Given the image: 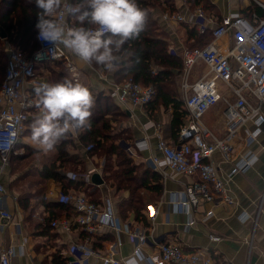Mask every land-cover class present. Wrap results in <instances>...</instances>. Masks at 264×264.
<instances>
[{
	"label": "built area",
	"instance_id": "obj_1",
	"mask_svg": "<svg viewBox=\"0 0 264 264\" xmlns=\"http://www.w3.org/2000/svg\"><path fill=\"white\" fill-rule=\"evenodd\" d=\"M264 9V0H240ZM79 0H64L62 7L52 16L54 20L70 28L69 17L79 12ZM184 10L177 13H165L162 20L175 27L181 23L196 27L200 33L211 28L213 40L203 48L185 49L183 52L184 66L176 74V94L185 101L189 111V122L180 132V144L171 145L163 137H159L157 149L160 155L150 156V165L162 176V180L175 179L182 175L198 177L199 180L189 184L183 199L176 204L181 209L197 206L200 201H218L225 205H233L235 198L229 193L228 182L219 174L211 161L214 152L220 151L227 159L235 152V141L239 129L248 121H253L256 129L249 132L247 141L252 143L262 132L264 124V17L254 14L252 19L242 13H233L219 18L208 14L204 7L194 10L186 4ZM95 27H93L94 29ZM38 32L36 34L37 39ZM39 48L32 54L7 46L8 64L5 78L0 89V230L12 219L13 215L4 206L8 195L3 177L10 163V157L27 129V122L38 107V97L34 88L42 81L39 78L40 69L55 65L60 60L67 61L71 78L75 83L81 81V71L72 62L71 57L61 45H53L38 40ZM171 53L176 51L171 47ZM204 66L203 75L193 80L197 66ZM99 78L109 85L108 94L121 104L124 109L145 108L155 97L153 85L145 87L132 79L116 82L110 79L112 68H93ZM153 73L158 71L152 66ZM230 95L236 100L232 103ZM255 101V102H254ZM223 102L226 105V132L219 137L203 123L204 115L214 106ZM147 133V132H146ZM150 136L135 141L126 150L130 155L149 149ZM249 144V145H250ZM257 157L249 150L239 164L236 165L231 177L247 167L253 166ZM94 169L90 170L93 172ZM66 177L74 179L73 172H67ZM88 176L85 182H88ZM60 202L70 203L75 215L56 219L52 228L71 234L73 228L84 232L85 240L72 246L71 252L75 261L69 264H89L90 258L98 256L91 243L104 229L120 233L125 227L115 213L110 202L101 204L90 199L85 193H62ZM264 207L260 208V212ZM259 212V213H260ZM213 211L206 213L207 220L213 216ZM159 215V208L149 204L145 216L150 224H154ZM196 222L190 221L193 225ZM127 232L134 243L132 255L118 259L114 252H109L101 259L103 264H219L208 250L185 253L183 247L176 241H164L158 244L157 250L146 256L143 247L148 242L149 230L140 225L127 227ZM210 240L217 243L222 237L211 234ZM118 242L115 246H121ZM115 248V247H114ZM17 256L14 247L0 251V264H12Z\"/></svg>",
	"mask_w": 264,
	"mask_h": 264
},
{
	"label": "crops",
	"instance_id": "obj_2",
	"mask_svg": "<svg viewBox=\"0 0 264 264\" xmlns=\"http://www.w3.org/2000/svg\"><path fill=\"white\" fill-rule=\"evenodd\" d=\"M211 1L219 10L220 18L233 13L243 14V11H247L250 7L248 3L240 0ZM178 3L181 6L184 2L178 0ZM160 14L154 12V15L158 18H161ZM68 20L70 28H74V17H69ZM166 26L171 33V47L183 49L184 29ZM61 46L64 48L63 45ZM64 50L81 71L80 84L86 85L92 96L97 95L99 92L108 94L109 85L99 78L97 72L93 69L95 67L79 60L68 49L64 48ZM100 68L98 69L101 71ZM44 69H40L41 72ZM195 71L196 75L194 74L195 78L193 80L200 78L205 72V68L200 65L197 66ZM109 77L113 79L112 76ZM229 99L234 102L236 97L230 95ZM225 109L226 105L221 102L212 107L203 117V123L219 137L223 136L227 129ZM36 110H40L38 114L42 112L40 107H37ZM126 113L128 115L126 127L131 128L134 140L132 142L122 141L120 145L133 146L135 141L148 134L150 136V148L145 151H138L137 154L131 155V157L136 164H143L155 171L150 165L149 159L152 154L160 155L157 149L159 137H163L171 145L181 143L180 139L177 143H174L172 139L168 138L167 129L172 118V110H161L158 117H152L146 107L126 109ZM254 129H256V126L253 121H248L239 129L235 141V152L231 158L227 159L220 151L214 152L211 157L218 174L228 182L229 193L235 198L233 205L202 199L197 206L191 205L189 209H181L176 202L183 199L189 184L198 181L199 178L179 175L175 179L162 180L163 192L161 197H157L155 202L149 203L159 208L158 218L153 225L149 221L138 220L133 212L128 213L126 219L121 216L120 204L129 197V192L118 191L107 182L102 170L106 163L105 157H88L84 154L86 165L84 176H88L89 181L85 182V186L81 189L71 188L67 193L83 192L90 199L101 204L110 202L116 215L125 226L118 234L104 229L102 233L97 235L101 239L99 243H96L98 238H95L97 236L94 237L91 246L98 253V256L93 255L89 260V264H103L101 258L109 252H114L115 257L118 259L132 255L135 246L127 232V227H134L135 225L145 227L147 232L150 231L148 242L143 247V253L146 256L153 254L159 243L176 241L183 247L185 253L208 250L219 264H264V211L260 212V208L264 207V124L261 125V134L250 144L247 137L249 132ZM80 131H73L71 133L72 137L76 138ZM34 148L39 149L38 147ZM249 150L257 157L256 163L231 177L233 168L239 164ZM78 152L72 150V153ZM92 169L94 171L90 172ZM9 170L8 166L3 177L6 187L15 178V176L9 177ZM95 174L100 175L103 180L102 184L94 183ZM48 186L47 201L50 203L59 202L60 196L65 193L62 185L50 181ZM18 193L14 192L11 195L8 192L4 200V206L10 210L13 219L0 230V251L9 247H14L17 250V256L13 259L12 264H54L53 258L56 253L67 260L66 264L75 261L71 248L75 244L84 242V232L74 227L71 234L55 229L58 235L54 239L37 235L35 225L30 227V221L26 220L27 211L18 205ZM39 210L41 220L38 222H42L44 218L42 215H46V211L43 206ZM145 210L143 215H145ZM208 211H213L214 214L209 219L204 220ZM73 215H75V211L64 217H72ZM64 217H56L54 220ZM193 220L196 223L189 226L188 224ZM211 234L222 237V240L217 243L211 241L209 237ZM118 242H121L122 245L115 246ZM140 264L147 263L142 262Z\"/></svg>",
	"mask_w": 264,
	"mask_h": 264
},
{
	"label": "trees",
	"instance_id": "obj_3",
	"mask_svg": "<svg viewBox=\"0 0 264 264\" xmlns=\"http://www.w3.org/2000/svg\"><path fill=\"white\" fill-rule=\"evenodd\" d=\"M72 2L75 4L74 0ZM137 2L147 14L144 30L138 38L127 41L116 53L118 60L110 76L116 82L132 79L145 87L153 85L156 94L146 108L152 117H158L161 110H172L167 133L168 138L177 143L181 130L189 122V111L185 101L177 97L173 77L183 69L184 50L205 47L212 42L213 33L211 28L200 33L196 27H189L185 23L175 26L184 29V47L175 49L176 53L172 54L171 33L162 20V15L182 12L184 10L182 7L186 4L191 10L202 5L210 15L219 17L220 13L211 0H183L181 6L178 0H137ZM77 4L79 12L74 16L73 26L96 27L88 24L87 21L83 24L79 21L78 17L85 10L86 4L84 0H79ZM39 11L34 0H0V76L2 74L0 89L8 64L7 46L28 54L39 48L36 39L38 31L35 27ZM154 12L161 13V18L156 17ZM254 14L264 17V9L253 4L247 11H243V15L249 19H252ZM2 33L5 34L4 38L1 36ZM89 64L95 68L104 67L95 62ZM56 65L60 66L59 71L53 72L54 81L52 83L50 79V84L62 83L65 80L73 82L68 72L67 61L60 60ZM152 66L158 68L156 73H153ZM93 100L90 127L81 129L76 138L70 133L48 152L24 145L26 153L13 152L10 157L9 171L11 176H15L11 184L18 186L27 184V189L23 187V191L18 193V205L29 213L27 216L29 219L42 206L46 211L42 222L34 224L37 235L54 239L58 235L51 225L54 219L71 215L75 211L70 203L60 201L50 203L46 199V192L50 181L60 183L65 193L71 188L79 190L84 187L86 184L84 154L88 157H105L106 163L102 170L107 182L118 191L129 192V197L120 204L123 218L126 219L128 213L133 212L138 220L147 221L143 211L150 202H155V198L162 195L163 183L160 174L143 164H136L128 151L122 149L120 145L122 141L134 140L131 128L126 127L128 122L126 109L104 92L94 95ZM41 113L28 120L26 130ZM72 150L77 152L80 150V152L72 153ZM68 171L74 173V179L66 177ZM95 239H97L96 243L101 241L99 236ZM53 262L66 264L67 260L56 253Z\"/></svg>",
	"mask_w": 264,
	"mask_h": 264
},
{
	"label": "clouds",
	"instance_id": "obj_4",
	"mask_svg": "<svg viewBox=\"0 0 264 264\" xmlns=\"http://www.w3.org/2000/svg\"><path fill=\"white\" fill-rule=\"evenodd\" d=\"M40 11L35 25L37 39L53 45H63L79 60L112 68L116 53L129 40L140 36L145 27L146 12L137 0H84L85 10L78 19L93 28H65L51 19L63 5V0H34ZM42 113L31 125V140L44 152L53 150L73 131L90 127L94 104L89 88L65 80L43 83L35 89Z\"/></svg>",
	"mask_w": 264,
	"mask_h": 264
},
{
	"label": "rangeland",
	"instance_id": "obj_5",
	"mask_svg": "<svg viewBox=\"0 0 264 264\" xmlns=\"http://www.w3.org/2000/svg\"><path fill=\"white\" fill-rule=\"evenodd\" d=\"M5 51V50H4ZM59 67L60 66H58V65H49V66H47L45 69H44V71L43 72H41V70L39 71V78H40V80L42 81V83H48V84H50V79L52 80V83H53V81H54V75L55 74H53V72L54 71H56V73L59 71ZM197 69V68H196ZM195 69V70H196ZM69 72V71H68ZM196 73V71H194V74ZM70 74V73H69ZM198 74H200V73H198ZM196 75V74H195ZM1 76H2V74H1ZM0 76V77H1ZM70 76H71V74H70ZM176 76V75H175ZM175 76L173 77V85H174V88H175V90H176V83H174V79H175ZM176 77H178V76H176ZM192 78H195L194 77V75H193V77ZM0 79H2V78H0ZM82 79H83V76H82ZM3 83V82H2ZM73 83H75L74 81H73ZM84 84H85V82H84ZM86 86V85H85ZM232 102H233V100H231ZM38 103H39V98H38ZM38 111H40V110H35V112H34V114L32 115V117L31 118H35L37 115H38ZM31 125H32V123H30L29 124V128H28V130H26L27 132L26 133H24L23 134V137H22V139H21V141H20V144L18 145V147L17 148H15V151H14V153L16 154V153H20V154H23V153H26V148H23V146L24 145H26V146H28V145H30V146H32V147H37L33 142H32V140H31ZM122 147V149H126V146H124V145H122L121 146ZM11 176V174H10V172H9V177ZM26 186H27V184H25V186L24 185H13V184H11V182L10 183H8V192H10V194L11 195H13V193L14 192H21V191H23L22 189H23V187H25V189H27L26 188ZM28 213V212H27ZM39 214H40V210L38 209L37 210V212L36 213H34V214H32V216H31V219H29V218H27L26 217V220H29L30 221V227H31V225H34L36 222H38V221H40L41 220V218H40V216H39ZM28 215H29V213H28ZM27 215V216H28ZM43 216V215H42Z\"/></svg>",
	"mask_w": 264,
	"mask_h": 264
},
{
	"label": "water",
	"instance_id": "obj_6",
	"mask_svg": "<svg viewBox=\"0 0 264 264\" xmlns=\"http://www.w3.org/2000/svg\"><path fill=\"white\" fill-rule=\"evenodd\" d=\"M1 36H2V38H4V37H5V34L2 33ZM115 65H116V64H115ZM126 147H128V146H126ZM93 181H94V183H97V184H102V183H103V180L101 179V177H100L99 174H95V175H94V179H93Z\"/></svg>",
	"mask_w": 264,
	"mask_h": 264
}]
</instances>
